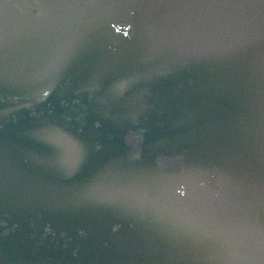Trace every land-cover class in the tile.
<instances>
[{"label": "water", "instance_id": "water-1", "mask_svg": "<svg viewBox=\"0 0 264 264\" xmlns=\"http://www.w3.org/2000/svg\"><path fill=\"white\" fill-rule=\"evenodd\" d=\"M0 264H264V0H0Z\"/></svg>", "mask_w": 264, "mask_h": 264}]
</instances>
